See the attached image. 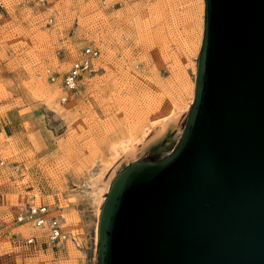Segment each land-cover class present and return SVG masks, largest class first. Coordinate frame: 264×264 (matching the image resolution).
Returning <instances> with one entry per match:
<instances>
[{"label":"rangeland","instance_id":"obj_1","mask_svg":"<svg viewBox=\"0 0 264 264\" xmlns=\"http://www.w3.org/2000/svg\"><path fill=\"white\" fill-rule=\"evenodd\" d=\"M2 1L0 264H98L100 197L108 192L90 187L92 177L117 145L139 144L153 121L174 111L179 129L136 160L178 144L195 98L205 0ZM88 47L99 57L79 95L63 102V76ZM31 204L48 205L80 247H56L17 222ZM31 236L37 244H27Z\"/></svg>","mask_w":264,"mask_h":264},{"label":"water","instance_id":"obj_2","mask_svg":"<svg viewBox=\"0 0 264 264\" xmlns=\"http://www.w3.org/2000/svg\"><path fill=\"white\" fill-rule=\"evenodd\" d=\"M98 264H264V0H205L184 131L112 183Z\"/></svg>","mask_w":264,"mask_h":264},{"label":"built area","instance_id":"obj_3","mask_svg":"<svg viewBox=\"0 0 264 264\" xmlns=\"http://www.w3.org/2000/svg\"><path fill=\"white\" fill-rule=\"evenodd\" d=\"M39 4H46L49 0H36ZM0 7H4V3L0 0ZM99 50L96 48H85L81 58L75 60L71 69L64 74L61 87L64 90V95L61 100L67 102L70 95L77 96L80 92L82 78L93 70V60L99 57ZM49 79L55 82L58 78L51 70H48ZM1 198V194H0ZM51 209L46 204H31L29 208L20 212L16 216L19 223H29L33 227L45 232L47 239L52 245L66 244L69 240L76 246H80L77 237H74L70 232L64 230V223L60 216L51 214ZM27 244H37L36 237L26 238Z\"/></svg>","mask_w":264,"mask_h":264},{"label":"bare ground","instance_id":"obj_4","mask_svg":"<svg viewBox=\"0 0 264 264\" xmlns=\"http://www.w3.org/2000/svg\"><path fill=\"white\" fill-rule=\"evenodd\" d=\"M202 9L204 11V2L202 4ZM198 46H199V44H198ZM198 46H197V48H198ZM49 70H51V69H49ZM174 112L167 114L163 119L162 118L158 119L159 118L158 117L157 121H153L154 123H153V126L151 127V131H152L151 134L152 135L149 137L146 136L147 134L144 135L143 139L141 138L142 140L141 139H140L141 141L139 140V142H140L139 144H137V143H135V141H133L134 143L133 142L132 143L126 142V143L121 144L120 146L117 145L115 147L116 153L113 157H111L112 160L110 159L111 161H109L107 164H105L104 167L101 168V170L99 171V173H97L96 176L92 177L90 187H92L94 190H98L100 188L101 191L109 192L110 187L112 185L111 181L113 179V175L117 172V170L121 167V165L123 163H127L126 165L131 164V162H134L136 160V158L138 156H140V153L142 151L150 150L152 148L153 144L155 145V144L159 143L160 141H162L170 131H172L175 128L179 129L180 114H179V112L178 113H174ZM166 113H168V112H166ZM146 133H148V132H146ZM111 168H113V171L108 177L107 172L109 170H111ZM100 199H101L100 204L103 202V200L105 201V197H103V196H101ZM35 232H38L40 234L44 233L42 230H39V229L36 230ZM33 237H36V236H33ZM36 238L38 239L39 237H36Z\"/></svg>","mask_w":264,"mask_h":264},{"label":"crops","instance_id":"obj_5","mask_svg":"<svg viewBox=\"0 0 264 264\" xmlns=\"http://www.w3.org/2000/svg\"><path fill=\"white\" fill-rule=\"evenodd\" d=\"M54 246H56V245H54ZM57 247V246H56ZM80 247V246H79ZM82 248V247H81Z\"/></svg>","mask_w":264,"mask_h":264}]
</instances>
